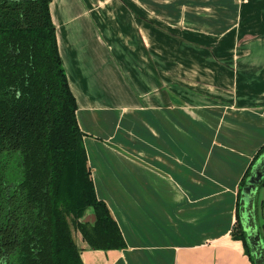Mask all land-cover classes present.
I'll return each mask as SVG.
<instances>
[{"label": "crops", "instance_id": "crops-1", "mask_svg": "<svg viewBox=\"0 0 264 264\" xmlns=\"http://www.w3.org/2000/svg\"><path fill=\"white\" fill-rule=\"evenodd\" d=\"M169 1L51 2L96 194L127 248L73 236L84 264H255L232 231L264 146V0H240L226 27Z\"/></svg>", "mask_w": 264, "mask_h": 264}, {"label": "trees", "instance_id": "trees-1", "mask_svg": "<svg viewBox=\"0 0 264 264\" xmlns=\"http://www.w3.org/2000/svg\"><path fill=\"white\" fill-rule=\"evenodd\" d=\"M51 2L0 0V264H84L73 228L92 250L127 248L96 194ZM263 154L264 146L242 179L232 231L253 262L242 198ZM263 190L264 181L251 211L264 242ZM90 210L93 223L83 221Z\"/></svg>", "mask_w": 264, "mask_h": 264}, {"label": "water", "instance_id": "water-1", "mask_svg": "<svg viewBox=\"0 0 264 264\" xmlns=\"http://www.w3.org/2000/svg\"><path fill=\"white\" fill-rule=\"evenodd\" d=\"M264 181V154L252 167L247 185L243 189L242 225L247 234V242L255 264H264V242L258 231L257 225L252 221L251 206L256 198L258 189Z\"/></svg>", "mask_w": 264, "mask_h": 264}, {"label": "rangeland", "instance_id": "rangeland-1", "mask_svg": "<svg viewBox=\"0 0 264 264\" xmlns=\"http://www.w3.org/2000/svg\"><path fill=\"white\" fill-rule=\"evenodd\" d=\"M174 0H170L169 2H173ZM242 1V0H241ZM243 2V1H242ZM194 3V4H193ZM256 3L254 1H251V5L249 6V9H253V17H250V20L252 24L249 25L248 30H255V22L256 20L255 15L256 13ZM240 0H184V10L188 13H195L200 12L204 14H210L214 15V21H216L215 25L216 27H220L221 24H225V27L229 24H234V21L236 20V15L239 9ZM194 5V6H193ZM198 7V10H191L192 8ZM206 11H205V9ZM261 8V7H260ZM262 10V9H257ZM262 18V16L260 17ZM212 20V18H209ZM206 20V19H202ZM238 20V19H237ZM238 22V21H237ZM237 24V23H236ZM238 25V24H237ZM263 191L261 193V199H263ZM262 212H260V216ZM263 214V213H262ZM73 232L77 234L78 232L73 228Z\"/></svg>", "mask_w": 264, "mask_h": 264}]
</instances>
